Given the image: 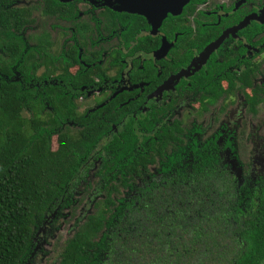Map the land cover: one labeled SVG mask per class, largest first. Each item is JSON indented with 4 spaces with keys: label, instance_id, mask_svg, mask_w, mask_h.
Segmentation results:
<instances>
[{
    "label": "trees",
    "instance_id": "16d2710c",
    "mask_svg": "<svg viewBox=\"0 0 264 264\" xmlns=\"http://www.w3.org/2000/svg\"><path fill=\"white\" fill-rule=\"evenodd\" d=\"M35 10L73 22L75 1L0 0V264H30L44 224L51 217L52 225L58 222L67 209L68 221L76 216L73 184L106 124L93 114L82 129L63 128L75 116L69 97L56 92L58 85L44 86L46 93L28 85L42 78L36 72L43 63L55 61L43 54L48 32L29 34L30 47L21 34L39 23ZM130 13L134 21L145 18ZM115 137L107 144L112 157L104 162L111 173L105 197L78 219L57 264H264V187L252 203V187L238 184L241 170L234 178L203 169L217 159L199 152L202 164L190 176L192 204L172 205L177 186L172 191L166 184L158 198L153 185L134 189L138 176L150 174L154 156L140 150L139 137L128 130Z\"/></svg>",
    "mask_w": 264,
    "mask_h": 264
},
{
    "label": "flooded vegetation",
    "instance_id": "af4514ba",
    "mask_svg": "<svg viewBox=\"0 0 264 264\" xmlns=\"http://www.w3.org/2000/svg\"><path fill=\"white\" fill-rule=\"evenodd\" d=\"M74 1L73 22L35 11L39 23L21 32L27 47L35 44L26 40L29 34L48 32L50 45L43 54L55 58L54 64L43 63L36 72L42 78L28 85L42 93L47 92L44 86L58 85L56 92L69 97L75 116L63 128L82 129L96 114L106 121L92 154V160L100 158L101 151L106 156L100 168L105 174L102 191L111 176L104 167L112 157L107 144L115 136L122 139L128 130L139 137L138 148L154 156L150 174L137 177L135 190L153 185L158 198L166 184L172 191L177 186L171 204L191 205L190 176L202 164L196 159L201 152L217 159L203 169L233 176L241 170L243 177L237 182L252 187L250 201L255 203L256 191L264 187V166L254 169L244 131L233 127L235 121L220 120L206 135V126L194 118L219 103L222 113L240 101L254 117L264 110V0H190L178 14L168 13L156 24L146 17L134 21L132 13L111 9L102 0ZM255 157L259 162L263 154ZM54 218L39 231L38 246Z\"/></svg>",
    "mask_w": 264,
    "mask_h": 264
},
{
    "label": "rangeland",
    "instance_id": "374dc122",
    "mask_svg": "<svg viewBox=\"0 0 264 264\" xmlns=\"http://www.w3.org/2000/svg\"><path fill=\"white\" fill-rule=\"evenodd\" d=\"M29 1L31 0H25L26 3H29ZM35 11L40 12V10ZM38 14L39 13H37V15ZM80 102L86 103L85 101ZM240 102L233 106L228 105L225 109V112L223 113L218 110V106H220L219 103L216 108L202 113V115L199 117H195L194 121L200 122L206 126L208 130L206 135L211 133L214 122H216L217 128L219 126L220 120L229 122L235 121L233 127L238 128L239 131H244L243 136L246 138V143L244 146L250 153V157L252 152L251 161L255 166L254 169H256L257 166L258 168L262 169L261 166H264V128H262V126H264V110H262V112L258 115L260 118H258V116L254 117V114L248 112L243 101L241 103ZM86 104H84V106H86ZM240 104H244V106H240ZM25 114H27V112ZM216 114H218V120H214ZM238 124L240 126H238ZM252 126H254V130H252ZM256 126H258V128H256ZM252 132L254 135H252L250 140V134H252ZM51 144L53 149L58 147L56 136L52 138ZM102 144L105 145L106 141H101L99 144L100 150L103 149ZM244 151L245 149L242 150V152ZM101 152L102 154H100V158L96 157L83 168L80 176L76 179L74 184L76 187L74 189L76 196L74 197L76 200L80 199V202L76 203L78 208L76 216L69 219L68 221L70 210L67 209L65 210L64 218H61L58 222H55L52 228L47 229L48 234H44V236H42V244L36 248L35 255L32 258L34 262H31V264H57L62 245L64 244L65 239L74 233L75 229L77 228L76 223L78 219H84L87 214L94 212L96 200H100L104 197V192L101 188V179L102 176H105V174L103 172L102 174L100 173V168L103 158H106V156L103 151ZM257 152H261L263 154V159L259 162L255 157ZM232 161L235 163V165H237V161L235 159ZM76 183L78 186H76ZM87 184L88 188H86ZM82 200L84 201L82 202ZM38 248H40L39 251Z\"/></svg>",
    "mask_w": 264,
    "mask_h": 264
},
{
    "label": "water",
    "instance_id": "95a60500",
    "mask_svg": "<svg viewBox=\"0 0 264 264\" xmlns=\"http://www.w3.org/2000/svg\"><path fill=\"white\" fill-rule=\"evenodd\" d=\"M68 1V0H64ZM190 0H106L118 10L144 15L151 23H160L168 13L178 14Z\"/></svg>",
    "mask_w": 264,
    "mask_h": 264
}]
</instances>
